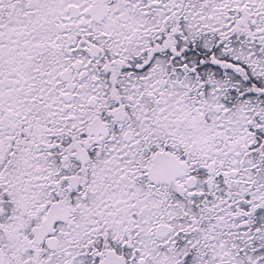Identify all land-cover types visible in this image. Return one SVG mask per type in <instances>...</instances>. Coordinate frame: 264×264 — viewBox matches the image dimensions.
Segmentation results:
<instances>
[{
    "label": "snow or ice",
    "instance_id": "obj_1",
    "mask_svg": "<svg viewBox=\"0 0 264 264\" xmlns=\"http://www.w3.org/2000/svg\"><path fill=\"white\" fill-rule=\"evenodd\" d=\"M0 264H264V0H0Z\"/></svg>",
    "mask_w": 264,
    "mask_h": 264
}]
</instances>
